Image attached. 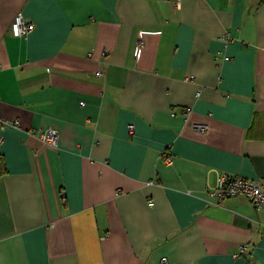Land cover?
Here are the masks:
<instances>
[{"label": "crops", "instance_id": "obj_1", "mask_svg": "<svg viewBox=\"0 0 264 264\" xmlns=\"http://www.w3.org/2000/svg\"><path fill=\"white\" fill-rule=\"evenodd\" d=\"M0 118V264H264V0H0Z\"/></svg>", "mask_w": 264, "mask_h": 264}, {"label": "built area", "instance_id": "obj_2", "mask_svg": "<svg viewBox=\"0 0 264 264\" xmlns=\"http://www.w3.org/2000/svg\"><path fill=\"white\" fill-rule=\"evenodd\" d=\"M34 29L35 25L32 22L27 21L23 13H19L13 22L11 32L15 36L28 37ZM141 49L142 43H139L135 51L136 56L140 54ZM191 112L192 110L190 107L185 108L187 116H189ZM19 125L20 122L18 120L0 118V147L4 141L3 131L9 126L19 127ZM194 127L200 131H205L208 128L207 124L204 123H195ZM134 129V125L131 124L130 131L132 133L134 132ZM40 137L47 143L53 145L58 144L59 136L54 129L40 132ZM170 159L171 158H169V160ZM211 193L218 199V201H222L232 196H246L252 201L257 209L261 210L264 208V180H254L241 175L221 173L219 175L218 184L211 190ZM241 250L243 252L245 248L242 247ZM163 261L166 262L167 259L164 258Z\"/></svg>", "mask_w": 264, "mask_h": 264}, {"label": "trees", "instance_id": "obj_3", "mask_svg": "<svg viewBox=\"0 0 264 264\" xmlns=\"http://www.w3.org/2000/svg\"><path fill=\"white\" fill-rule=\"evenodd\" d=\"M6 170H7V168H6L5 162H4L3 158H1V156H0V174L4 173Z\"/></svg>", "mask_w": 264, "mask_h": 264}]
</instances>
